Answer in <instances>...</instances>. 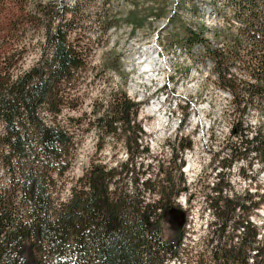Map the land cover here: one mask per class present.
Segmentation results:
<instances>
[{
  "label": "trees",
  "instance_id": "trees-1",
  "mask_svg": "<svg viewBox=\"0 0 264 264\" xmlns=\"http://www.w3.org/2000/svg\"><path fill=\"white\" fill-rule=\"evenodd\" d=\"M258 2L235 1L239 26L235 33L225 34L224 46L213 47L204 37L203 28L178 33L181 49L188 53L204 49L203 55L212 61L219 88L231 98L232 113L239 115L229 128L230 137L236 142H228L221 149L227 154L218 163L221 171L213 168L218 181L210 190L215 195L205 199L215 218L210 231L212 264H249L251 252V264H264V245L255 247L254 228L247 217L236 215L244 208L239 199L222 195L227 185L221 177L223 169H230L233 163L246 160L251 154L264 171V13ZM58 9L50 5L39 11L46 22L42 31L48 52H42L29 69L21 70L24 59L10 54L16 44L0 42V264H28L26 246L35 264L179 262L183 233L174 240L167 239L160 223L164 212L171 209L173 200L186 188L165 197V190L171 193L175 187L166 175L156 184L147 177L136 180L130 191L120 185L121 176L127 175L128 166L135 163L133 156L137 160L148 153L147 148L138 151L142 131L135 120L141 104L129 99L122 89L111 93L98 110L91 112L89 125L103 138L119 136L129 156L118 168L91 165L69 187L67 199L54 203L53 194L71 168L75 146L74 134L55 120L65 107V84L86 65L76 41L70 40V34L77 30L73 10L63 8L60 14ZM1 13L13 12L0 10ZM126 17L133 29L142 24L133 15ZM27 22H31V17ZM113 24L107 22L105 30ZM8 26L11 33L19 30L15 21ZM24 48L19 46L14 53L21 54ZM234 65L247 73H230L229 68ZM250 110L256 111L260 120L248 138L251 128L243 118ZM43 111L52 119L45 120ZM183 116L180 124L185 121L186 114ZM191 147L190 143L178 144L180 151ZM147 172L148 169L141 175ZM146 194L161 197L150 200ZM261 197L264 199V194ZM227 229L232 236L225 234Z\"/></svg>",
  "mask_w": 264,
  "mask_h": 264
},
{
  "label": "rangeland",
  "instance_id": "rangeland-1",
  "mask_svg": "<svg viewBox=\"0 0 264 264\" xmlns=\"http://www.w3.org/2000/svg\"><path fill=\"white\" fill-rule=\"evenodd\" d=\"M235 1L0 0V10L13 12L12 15L0 14V42L17 45L10 54L24 59L21 70L29 69L42 52H48L43 44L42 25L46 22L39 15L41 7L56 5L60 14L63 8L71 9L75 17L73 25L77 30L70 34V40L76 41L86 65L65 84V107L55 120L74 134L75 146L71 168L59 180L53 194L54 203L67 199L69 187L91 165L118 168L126 161L129 154L119 136L103 138L102 133L89 125L91 112L98 110L111 93L124 90L129 99L141 104L135 120L142 131L138 151L147 148L148 153L141 154L137 160L133 156L135 163L128 166L127 175L121 176L120 185L130 191L134 190L136 180L147 177L156 184L166 175L175 187L172 194L165 190V197L183 187L187 190L179 192L160 223L167 239L174 240L183 233V255L179 262L168 264H212L210 231L215 218L205 199L215 195L210 190L218 181L213 168L221 171L218 163L222 157H227L226 151L221 149L228 142H236L230 137L229 128L239 117L232 113L228 92L219 88L212 73V61L203 55L204 49L196 48L191 53L181 49L178 33L185 29L198 32L203 28L204 37L213 47L224 46L225 34L235 33L239 26ZM258 3L264 13V0ZM128 14L136 17L137 23L142 22L139 28L133 29L127 22ZM14 21L19 30L11 33L8 25ZM107 22L114 23L109 30H105ZM19 46H25L24 50L21 54L14 53ZM151 67L152 71L148 72ZM229 72L247 73L238 65L231 66ZM183 113L186 118L180 124ZM42 116L47 121L52 119L44 111ZM243 119L251 128L250 138L259 116L250 110ZM186 143L192 145L191 149L180 151L178 144ZM147 169L149 172L142 176ZM158 170L161 174L157 176ZM180 173L184 183L180 182ZM221 177L227 185L222 195L239 199L244 208L236 211V215L241 219L247 217L254 228L255 247L264 245V199L261 197L264 171L257 158L251 154L246 160L236 161L230 169L222 170ZM160 197V194L145 195L150 200ZM235 233L240 235V232ZM225 234L232 236L229 229ZM24 252L28 264H35L27 246ZM253 256L251 252L249 264Z\"/></svg>",
  "mask_w": 264,
  "mask_h": 264
},
{
  "label": "bare ground",
  "instance_id": "bare-ground-1",
  "mask_svg": "<svg viewBox=\"0 0 264 264\" xmlns=\"http://www.w3.org/2000/svg\"><path fill=\"white\" fill-rule=\"evenodd\" d=\"M147 55H150V52H147ZM148 66V65H147ZM148 68V67H147ZM152 67L148 70V72L152 71Z\"/></svg>",
  "mask_w": 264,
  "mask_h": 264
},
{
  "label": "water",
  "instance_id": "water-1",
  "mask_svg": "<svg viewBox=\"0 0 264 264\" xmlns=\"http://www.w3.org/2000/svg\"><path fill=\"white\" fill-rule=\"evenodd\" d=\"M171 211H173L174 213H176V212H177V213H180L179 211H176V210H171Z\"/></svg>",
  "mask_w": 264,
  "mask_h": 264
}]
</instances>
